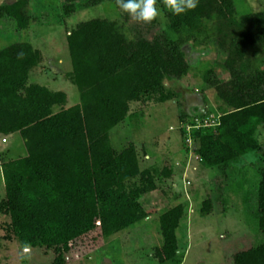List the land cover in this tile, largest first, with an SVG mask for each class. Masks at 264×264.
<instances>
[{"label": "trees", "instance_id": "1", "mask_svg": "<svg viewBox=\"0 0 264 264\" xmlns=\"http://www.w3.org/2000/svg\"><path fill=\"white\" fill-rule=\"evenodd\" d=\"M27 6V0L0 6V20L15 22L21 33L31 22ZM80 6L77 0H63L62 15H71ZM234 13L233 0H199L185 13L171 12L168 31L153 41L139 33L130 40L107 19L79 23L66 42L72 66L68 78L79 91L80 103L56 112L53 107L63 106L65 94L28 84L39 52L28 41L0 49V133L18 134L26 151L3 163L5 198L0 212L9 217L18 245L54 249L55 263L64 264L74 253L88 255L105 238L144 219L146 212L137 198L153 189L150 172H141L147 183L143 189L127 187L125 182L140 173L136 150L133 145L115 150L109 131L127 118L129 102L155 94L160 102L170 97L163 81L180 78L187 70L179 34L193 31L203 18L215 23L216 32L222 24L237 31L228 40L234 57H243L244 46L255 38L264 41V11L238 19ZM155 22L156 18L148 23ZM217 43L225 46L222 39ZM226 64L231 68L232 60L227 58ZM216 83L223 87L218 91L223 106L218 122L191 136L197 144L195 156L208 168L223 169L262 149L264 69L250 72L241 64L232 70L229 82ZM258 173L261 241L234 254L232 264H264V167ZM208 211L205 207L201 213ZM183 215L184 208L177 203L158 217L162 245L155 258L160 264H179L176 231Z\"/></svg>", "mask_w": 264, "mask_h": 264}, {"label": "rangeland", "instance_id": "2", "mask_svg": "<svg viewBox=\"0 0 264 264\" xmlns=\"http://www.w3.org/2000/svg\"><path fill=\"white\" fill-rule=\"evenodd\" d=\"M15 1L0 0V6ZM27 1L25 11L30 25L19 33L15 22L0 20V49L12 42L28 41L39 52L40 61L30 71L28 84L65 94V103L54 106V112L80 103L79 91L68 78L72 66L66 42L79 23L107 19L130 40L139 33L153 41L169 29L171 11L165 0H157L162 14L153 24L124 13L117 0H77L82 6L68 16L62 15L63 0ZM233 3L236 19L264 11V0ZM211 17L216 18V14ZM222 25L216 32L215 23L203 18L193 31H182L178 38L187 70L180 78L163 81L170 97L160 102L155 94L129 102L127 118L109 131L115 150L129 145L136 150L140 173L127 180L126 186L143 189L147 183L141 172H150L154 187L137 198L146 216L133 227L105 238L102 246L90 254L74 253L64 264H160L155 258V250L162 245L158 217L177 203L184 208L176 231L179 264H232L234 254L260 243L256 189L258 170L264 167V138L262 149L243 155L223 169L206 167L193 152L197 144L191 133L215 125L223 108L218 98L223 87L216 82H229L232 70L237 71L241 64L250 72L256 67L264 69V41L255 38L251 45L244 46L243 57H234L228 40L232 35L236 37L237 31ZM218 39L224 47L218 45ZM227 58L232 60L231 68ZM25 153L18 134L0 133V203L5 198L3 163ZM205 207L209 211L203 215ZM9 224V217L0 212V264H56L54 249L18 245Z\"/></svg>", "mask_w": 264, "mask_h": 264}, {"label": "clouds", "instance_id": "3", "mask_svg": "<svg viewBox=\"0 0 264 264\" xmlns=\"http://www.w3.org/2000/svg\"><path fill=\"white\" fill-rule=\"evenodd\" d=\"M199 0H165L166 7L175 15L194 9ZM119 8L137 21L151 22L160 16L157 0H117Z\"/></svg>", "mask_w": 264, "mask_h": 264}, {"label": "built area", "instance_id": "4", "mask_svg": "<svg viewBox=\"0 0 264 264\" xmlns=\"http://www.w3.org/2000/svg\"><path fill=\"white\" fill-rule=\"evenodd\" d=\"M3 141H5V139Z\"/></svg>", "mask_w": 264, "mask_h": 264}]
</instances>
